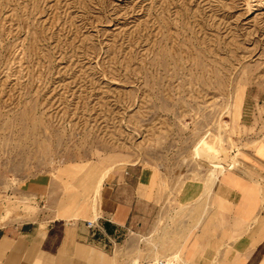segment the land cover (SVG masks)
Returning <instances> with one entry per match:
<instances>
[{"label":"rangeland","instance_id":"374dc122","mask_svg":"<svg viewBox=\"0 0 264 264\" xmlns=\"http://www.w3.org/2000/svg\"><path fill=\"white\" fill-rule=\"evenodd\" d=\"M203 137L226 169L264 141V0H0V200L36 210L46 179L95 202L106 168H150L168 197L147 244L190 264Z\"/></svg>","mask_w":264,"mask_h":264},{"label":"crops","instance_id":"0c3cea01","mask_svg":"<svg viewBox=\"0 0 264 264\" xmlns=\"http://www.w3.org/2000/svg\"><path fill=\"white\" fill-rule=\"evenodd\" d=\"M244 155L242 167H228L211 187L193 181L179 195L197 219L185 244L175 249L181 248L190 264H264V141ZM112 168L95 176L100 194L95 202L75 191L63 196L64 190L46 179L26 184L36 210H25L13 199L0 200V264L154 259L162 246L147 243L159 204L168 197L160 190L159 174L137 165L110 173Z\"/></svg>","mask_w":264,"mask_h":264},{"label":"bare ground","instance_id":"6f19581e","mask_svg":"<svg viewBox=\"0 0 264 264\" xmlns=\"http://www.w3.org/2000/svg\"><path fill=\"white\" fill-rule=\"evenodd\" d=\"M195 155L197 157L204 156L210 162L211 168L207 176V186L211 187L212 184L219 178L221 174H224L226 170V164L224 163V158L220 154V149L215 147L209 140L206 138H201L195 145ZM228 167H234L235 162H229ZM101 186V180L99 181L97 191ZM101 192V191H100ZM159 243V242H158Z\"/></svg>","mask_w":264,"mask_h":264},{"label":"built area","instance_id":"2783aa9c","mask_svg":"<svg viewBox=\"0 0 264 264\" xmlns=\"http://www.w3.org/2000/svg\"><path fill=\"white\" fill-rule=\"evenodd\" d=\"M87 225L89 227H93L94 222L88 221ZM144 264H176V260L173 259L172 257H159V258H155V259H152L150 261H147Z\"/></svg>","mask_w":264,"mask_h":264}]
</instances>
